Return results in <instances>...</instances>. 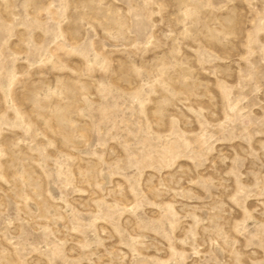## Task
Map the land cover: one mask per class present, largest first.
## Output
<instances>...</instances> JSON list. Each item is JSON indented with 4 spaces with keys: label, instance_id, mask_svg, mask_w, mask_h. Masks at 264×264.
I'll list each match as a JSON object with an SVG mask.
<instances>
[{
    "label": "rangeland",
    "instance_id": "rangeland-1",
    "mask_svg": "<svg viewBox=\"0 0 264 264\" xmlns=\"http://www.w3.org/2000/svg\"><path fill=\"white\" fill-rule=\"evenodd\" d=\"M0 264H264V0H0Z\"/></svg>",
    "mask_w": 264,
    "mask_h": 264
}]
</instances>
